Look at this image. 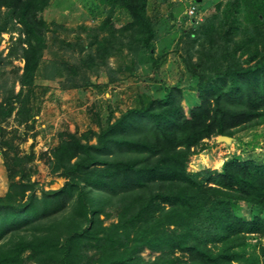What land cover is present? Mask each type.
Here are the masks:
<instances>
[{
  "label": "trees",
  "instance_id": "obj_1",
  "mask_svg": "<svg viewBox=\"0 0 264 264\" xmlns=\"http://www.w3.org/2000/svg\"><path fill=\"white\" fill-rule=\"evenodd\" d=\"M49 3L0 0L4 18L0 32L10 23L11 31L19 33L21 87L30 85L39 69L46 27L41 12ZM117 5L131 18L123 28L128 47H150L153 27L146 0H111L100 27L110 24ZM244 5L252 13L251 27L244 28L223 66L199 74L198 105L185 115L175 86L163 96L138 98L106 122L93 143L68 134L53 148L49 162L50 170L64 178L60 188L41 189L37 196L29 180L32 153L19 154L13 138L3 139L12 151L8 170L12 181L0 196V264L33 259L40 264H234L243 256L237 249L247 235L264 237V219H244L235 206L243 201L264 208V161L233 156L219 171L186 168L191 148L201 139L231 137L264 122V0H244ZM211 29L203 30L202 39L224 61V41L230 37ZM114 38L115 31L104 37L105 44H99L103 53ZM251 41L254 44L248 47ZM239 49L241 54L246 51L242 60L246 65L235 57ZM28 95L21 88L14 96L9 94L0 103V121L11 114L13 100L19 103L18 123L27 121ZM18 174L25 180L13 181ZM106 207L116 211V220L108 224L100 218L102 213L108 217ZM144 247L160 255L142 262L137 253ZM259 255L254 263L264 264V244Z\"/></svg>",
  "mask_w": 264,
  "mask_h": 264
},
{
  "label": "rangeland",
  "instance_id": "obj_2",
  "mask_svg": "<svg viewBox=\"0 0 264 264\" xmlns=\"http://www.w3.org/2000/svg\"><path fill=\"white\" fill-rule=\"evenodd\" d=\"M110 3L111 0H50L41 12L46 27L40 66L33 82L22 87L18 77L23 60L16 45L19 33L11 31L10 23L1 30L0 103L21 88L23 94L29 92L25 106L31 115L27 121L18 123L19 103L13 100L15 107L11 114L0 121V196L12 181L8 171L12 151L3 144V139L13 138L19 154L32 153L29 180L34 182L37 196L41 189H58L64 178L50 170L49 162L53 148L68 134L93 143L95 133L135 105L138 98L163 96L175 90V86L179 87L178 101L187 115L191 107L199 104L196 87L199 74L223 66L230 59L232 46L241 41L244 28L252 24V13L244 0H146V12L153 27L150 47L131 49L127 45L128 32L123 30L131 18L124 7L117 5L110 24L104 29L100 27ZM227 10L230 15L225 16ZM3 20L0 17V27ZM209 27L218 30L221 36L228 33L230 37L224 41L227 44L224 61L221 53L210 51L202 39L203 30ZM114 31L115 45L110 44L107 53H103V45L99 44H105L104 37ZM253 44V41L246 43L248 47ZM246 55V51L241 54V49L235 52L241 61ZM242 65L246 63L242 61ZM218 136L203 138L191 148L187 171H219L223 162L233 156L256 163L264 161V122L235 131L228 140ZM20 180L25 179L19 174L13 177V181ZM235 206L236 214L244 219L253 216L264 219V208L243 201H237ZM105 211L108 217L100 214L104 224L116 220L114 207H106ZM262 244L264 237L247 235L237 249L243 256L234 264H259L254 262L258 261ZM137 255L142 262L149 263L160 252L144 247ZM24 264L40 263L33 259Z\"/></svg>",
  "mask_w": 264,
  "mask_h": 264
},
{
  "label": "water",
  "instance_id": "obj_3",
  "mask_svg": "<svg viewBox=\"0 0 264 264\" xmlns=\"http://www.w3.org/2000/svg\"><path fill=\"white\" fill-rule=\"evenodd\" d=\"M218 138L219 139H223V140H228L229 139L228 136H224V135H219Z\"/></svg>",
  "mask_w": 264,
  "mask_h": 264
}]
</instances>
